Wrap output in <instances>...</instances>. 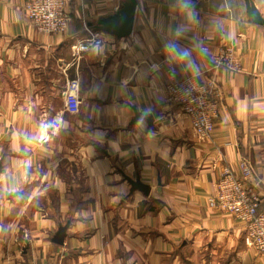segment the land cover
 <instances>
[{"label": "crops", "instance_id": "0c3cea01", "mask_svg": "<svg viewBox=\"0 0 264 264\" xmlns=\"http://www.w3.org/2000/svg\"><path fill=\"white\" fill-rule=\"evenodd\" d=\"M29 1L0 0V264H264L243 226L208 205L242 159L264 204V26L249 22L246 0H137L129 37L98 31L104 43L80 53L97 32L88 25L123 0H67L59 35L31 26ZM251 1L264 17V0ZM224 45L239 71H209ZM167 61L179 78L218 81L211 139L168 102Z\"/></svg>", "mask_w": 264, "mask_h": 264}, {"label": "built area", "instance_id": "2783aa9c", "mask_svg": "<svg viewBox=\"0 0 264 264\" xmlns=\"http://www.w3.org/2000/svg\"><path fill=\"white\" fill-rule=\"evenodd\" d=\"M67 7V0H30L25 9L35 30L45 35H59L65 33L70 26L71 17ZM90 33L91 37L77 47V53L89 51L104 43L100 32H95L96 35ZM167 62L168 102L178 105L190 117L198 140L211 139L221 116L222 94L218 81L214 77L201 79L203 73L179 78L174 63ZM239 68L234 47L224 45L212 56V68L209 71L226 69L237 72ZM78 90V81L68 83L65 91V110L68 114L80 112ZM256 178L254 167L244 159L238 162L237 170L225 167L216 183V193L208 198V205L241 224L248 245L260 257H264V207L255 184Z\"/></svg>", "mask_w": 264, "mask_h": 264}, {"label": "water", "instance_id": "95a60500", "mask_svg": "<svg viewBox=\"0 0 264 264\" xmlns=\"http://www.w3.org/2000/svg\"><path fill=\"white\" fill-rule=\"evenodd\" d=\"M247 12L249 17V22L255 25L264 26V17L261 15L260 11L256 8L251 0H246ZM138 8L137 0H123L120 9L113 15L106 18H102L94 25L95 30L104 32L108 35L114 36L117 39H124L129 37L133 30L136 19V13ZM93 24H89L91 27ZM145 119L150 125H153L154 118L150 114H137L135 120ZM137 187L148 192V188L141 186ZM146 189V190H145ZM68 230V225L60 227L58 232L54 237V243L63 244L66 238V233Z\"/></svg>", "mask_w": 264, "mask_h": 264}, {"label": "rangeland", "instance_id": "374dc122", "mask_svg": "<svg viewBox=\"0 0 264 264\" xmlns=\"http://www.w3.org/2000/svg\"><path fill=\"white\" fill-rule=\"evenodd\" d=\"M59 108H60V104H59V102L55 101V103L53 104V110L56 111V110H58ZM53 124H54V122H53ZM57 124H58V123H57ZM55 126H56V123L54 124V127H55ZM70 134H71V135H70V139H71V137H72V138H75V137H74V134H72V132H70ZM66 163H67V161L64 162L65 165H66ZM62 173H63V172H62Z\"/></svg>", "mask_w": 264, "mask_h": 264}, {"label": "trees", "instance_id": "16d2710c", "mask_svg": "<svg viewBox=\"0 0 264 264\" xmlns=\"http://www.w3.org/2000/svg\"><path fill=\"white\" fill-rule=\"evenodd\" d=\"M90 28H94V25H92ZM94 30H95V28H94ZM263 207H264V204H263Z\"/></svg>", "mask_w": 264, "mask_h": 264}]
</instances>
